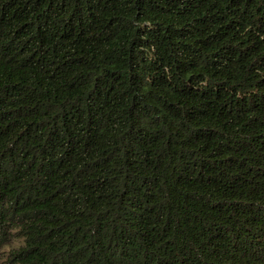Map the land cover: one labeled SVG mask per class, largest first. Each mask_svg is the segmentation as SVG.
I'll return each mask as SVG.
<instances>
[{
  "label": "trees",
  "instance_id": "16d2710c",
  "mask_svg": "<svg viewBox=\"0 0 264 264\" xmlns=\"http://www.w3.org/2000/svg\"><path fill=\"white\" fill-rule=\"evenodd\" d=\"M0 264H264V0H0Z\"/></svg>",
  "mask_w": 264,
  "mask_h": 264
}]
</instances>
